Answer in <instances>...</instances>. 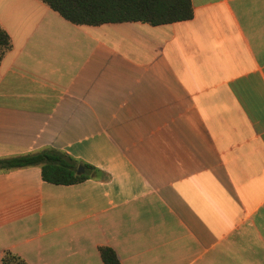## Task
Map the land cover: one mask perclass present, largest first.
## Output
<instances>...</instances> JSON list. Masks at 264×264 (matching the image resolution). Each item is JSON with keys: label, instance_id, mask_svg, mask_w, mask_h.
Here are the masks:
<instances>
[{"label": "crops", "instance_id": "1", "mask_svg": "<svg viewBox=\"0 0 264 264\" xmlns=\"http://www.w3.org/2000/svg\"><path fill=\"white\" fill-rule=\"evenodd\" d=\"M187 20L75 24L0 0V158L45 147L73 184L0 171V264H264V0ZM85 170V169H84Z\"/></svg>", "mask_w": 264, "mask_h": 264}, {"label": "trees", "instance_id": "2", "mask_svg": "<svg viewBox=\"0 0 264 264\" xmlns=\"http://www.w3.org/2000/svg\"><path fill=\"white\" fill-rule=\"evenodd\" d=\"M75 24L98 25L106 22L142 21L152 25L187 20L193 16L191 0H41ZM11 48L7 32L0 26V60ZM79 165L84 171L77 173ZM39 166L44 181L73 184L86 179L95 168L81 163L53 147L0 158V171ZM103 264H121L110 246L99 247ZM4 264H28L17 254L5 251Z\"/></svg>", "mask_w": 264, "mask_h": 264}, {"label": "water", "instance_id": "3", "mask_svg": "<svg viewBox=\"0 0 264 264\" xmlns=\"http://www.w3.org/2000/svg\"><path fill=\"white\" fill-rule=\"evenodd\" d=\"M84 171V166L83 165H79L77 168V173H81Z\"/></svg>", "mask_w": 264, "mask_h": 264}]
</instances>
